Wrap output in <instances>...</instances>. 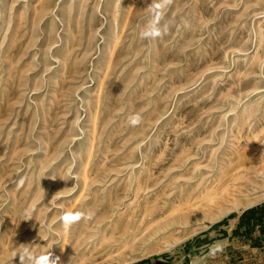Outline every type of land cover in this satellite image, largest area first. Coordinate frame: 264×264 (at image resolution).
<instances>
[{
    "label": "rangeland",
    "instance_id": "rangeland-1",
    "mask_svg": "<svg viewBox=\"0 0 264 264\" xmlns=\"http://www.w3.org/2000/svg\"><path fill=\"white\" fill-rule=\"evenodd\" d=\"M151 3L0 0V264H264V0Z\"/></svg>",
    "mask_w": 264,
    "mask_h": 264
},
{
    "label": "clouds",
    "instance_id": "clouds-1",
    "mask_svg": "<svg viewBox=\"0 0 264 264\" xmlns=\"http://www.w3.org/2000/svg\"><path fill=\"white\" fill-rule=\"evenodd\" d=\"M173 0H152L149 5L150 15L143 29L140 31L139 36L142 40L154 41L158 38H163L168 33L167 24L161 25V21L164 18V13L167 8L171 6ZM128 123L132 127H137L142 123V116L139 113H135L129 116ZM91 213L84 212H65L61 221L64 229L69 230L72 225L78 223L82 219H91ZM220 248L219 244L212 245L210 247L209 255L214 256L216 251ZM19 256L20 264H59L60 257L53 258V253L35 255L31 248L25 244L21 247L19 252L13 254V258Z\"/></svg>",
    "mask_w": 264,
    "mask_h": 264
},
{
    "label": "crops",
    "instance_id": "crops-1",
    "mask_svg": "<svg viewBox=\"0 0 264 264\" xmlns=\"http://www.w3.org/2000/svg\"><path fill=\"white\" fill-rule=\"evenodd\" d=\"M261 241L264 242L263 239Z\"/></svg>",
    "mask_w": 264,
    "mask_h": 264
},
{
    "label": "bare ground",
    "instance_id": "bare-ground-1",
    "mask_svg": "<svg viewBox=\"0 0 264 264\" xmlns=\"http://www.w3.org/2000/svg\"><path fill=\"white\" fill-rule=\"evenodd\" d=\"M252 158V157H251Z\"/></svg>",
    "mask_w": 264,
    "mask_h": 264
}]
</instances>
